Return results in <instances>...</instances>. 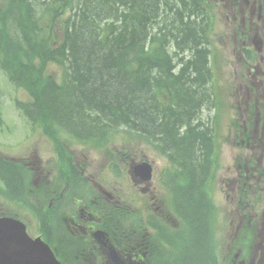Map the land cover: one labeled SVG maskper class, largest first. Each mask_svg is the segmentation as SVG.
<instances>
[{
	"label": "trees",
	"instance_id": "trees-1",
	"mask_svg": "<svg viewBox=\"0 0 264 264\" xmlns=\"http://www.w3.org/2000/svg\"><path fill=\"white\" fill-rule=\"evenodd\" d=\"M202 5L0 0V67L29 90L43 117L58 119L80 137L125 125L177 161L181 172L174 177L181 175L183 184L173 189L176 209L192 230L179 264H211L199 190L210 151L209 129L200 120L209 97ZM51 62L61 67L60 83L46 73ZM5 172L18 186L13 172Z\"/></svg>",
	"mask_w": 264,
	"mask_h": 264
},
{
	"label": "flooded vegetation",
	"instance_id": "flooded-vegetation-1",
	"mask_svg": "<svg viewBox=\"0 0 264 264\" xmlns=\"http://www.w3.org/2000/svg\"><path fill=\"white\" fill-rule=\"evenodd\" d=\"M205 8L207 29L218 27L220 32L210 44H217L219 53L215 54L211 81L207 77L205 83L209 97L201 107L208 113L205 120L201 111L200 120L207 121L213 132L212 142L216 144V157L221 156V167L229 172L233 168L232 178L224 181L219 193L225 206L223 201L219 207L216 205L217 213L228 218L234 235L226 233L223 237V244L232 250L223 252L221 260L227 264H264V0H205ZM205 42L209 43L208 38ZM19 124L13 119L5 133L0 128V133H4L2 146L9 150L0 151V217L7 215L21 221L28 235L46 242L61 264H115L110 247L116 251L120 264L156 263L144 247L143 234L134 231V244L126 250L116 233L104 231L105 207L118 203L114 196L108 199L98 191L72 183L67 185L66 200L58 193L57 183L49 179L57 170V147L51 139L42 137L44 133L48 138V130L31 120L28 129L15 136ZM12 135L15 139L10 141ZM19 147H23L20 160L13 157ZM30 149H47L48 153L52 150V166H43L45 163L36 152L24 153ZM226 151L230 163L224 162ZM28 157L39 159L41 165L29 162ZM6 170L13 172L18 186H13ZM201 195L204 197V193ZM10 207L16 211L6 213ZM241 212L249 220L258 219L245 233L233 227L234 218ZM97 230L105 232L106 245L95 237ZM11 233L15 234L0 233L3 253L22 241ZM205 233L210 236L209 230Z\"/></svg>",
	"mask_w": 264,
	"mask_h": 264
},
{
	"label": "rangeland",
	"instance_id": "rangeland-1",
	"mask_svg": "<svg viewBox=\"0 0 264 264\" xmlns=\"http://www.w3.org/2000/svg\"><path fill=\"white\" fill-rule=\"evenodd\" d=\"M215 16L217 18V14L216 12ZM219 21V20H218ZM220 22V21H219ZM218 22V23H219ZM208 37L211 38V41L214 42L217 38H218V34H219V28L215 27L212 28L211 30L209 29L208 31ZM213 39V40H212ZM212 55L214 56V54L218 55L217 53H219V48L217 44L212 45ZM220 62V59L218 60ZM59 69H60V65L56 64V63H49L47 65V72L51 74L52 76H56V79L59 77L58 73H59ZM2 71L0 70V88L4 91L6 90V92H11V99L12 101L9 100V96L8 95H2L0 96V126L2 128H6L7 126H9L13 120V116L16 115L15 113V105L16 103L22 101V98L24 100L27 99L26 94H24L21 90L18 89H11L10 86H8L4 80L2 79ZM206 87V86H205ZM204 87V88H205ZM5 88V89H4ZM204 88L202 87V90H204ZM3 103V105H2ZM206 113H208V111L203 110L201 117L203 119L206 120ZM201 118V119H202ZM24 129L22 128L20 132H22ZM111 131V130H109ZM20 132L14 134L15 136H20ZM112 134L107 137V139L109 140V144L108 146L112 149L114 147V144L116 143H122V145H126V149L129 152V155L124 157L123 161H121L120 164V169L118 171H121L122 173V179L121 182L122 183H118L117 185L120 186V192L123 193V196L125 194L130 195L131 190H133V186H134V182L133 180L129 177L128 175V163L130 162L131 159L134 160H138L141 157H147L149 159H151L153 161V163L155 164V168H156V172H159L161 167L164 165L165 160L163 158V156H161L158 152H156V154L152 151V147L147 143V141L145 140V138L140 137V136H136L133 135L131 133H124L122 131H118V132H114L112 129ZM42 133V132H41ZM14 135L11 136V138H9L10 141L14 140L15 137ZM42 137L44 139H48L46 137V135L43 133ZM0 151L4 152L5 151H9L6 147L2 146L4 144V138L0 137ZM69 146L72 150V153H76L78 159H82V153H86L89 156H91V161L90 159L85 158V162L87 163L86 165V175H94V179L99 182L101 185L105 186L108 190L112 187V185H114L115 182V178H116V174L114 172L109 171L108 168V159H107V163L105 162L104 159L100 158L101 156V148L99 146L97 147H93L92 145H86L85 143H78L72 140H68ZM21 149H23V147H19L18 150H15L16 152H13V157L15 158H19V156L21 155ZM37 153L38 156L40 157V159L43 161V163H45V165L43 166H52L53 164V151L50 150V152L48 153V150L45 149L43 152H40L38 149H30L25 151V154H34ZM155 159H152V158ZM29 160V162L33 161L34 164L40 166L41 162L39 161V159L37 158H33V157H28L27 158ZM20 160V158H19ZM224 169H220L218 171V174L221 176L224 173ZM90 177V176H89ZM219 182V181H218ZM140 187V185H139ZM160 191V189H159ZM162 194V193H161ZM147 196H145L146 198ZM177 197L175 195H173V199L172 202L179 204L178 199H176ZM142 204L145 202L144 199H139ZM171 201V200H170ZM166 207V205H165ZM189 235V229L186 230L183 234L184 238H187Z\"/></svg>",
	"mask_w": 264,
	"mask_h": 264
},
{
	"label": "water",
	"instance_id": "water-1",
	"mask_svg": "<svg viewBox=\"0 0 264 264\" xmlns=\"http://www.w3.org/2000/svg\"><path fill=\"white\" fill-rule=\"evenodd\" d=\"M33 248L34 250H31L32 258L29 257L27 250L24 251L23 262L25 264H59L45 245H39Z\"/></svg>",
	"mask_w": 264,
	"mask_h": 264
},
{
	"label": "bare ground",
	"instance_id": "bare-ground-1",
	"mask_svg": "<svg viewBox=\"0 0 264 264\" xmlns=\"http://www.w3.org/2000/svg\"><path fill=\"white\" fill-rule=\"evenodd\" d=\"M100 11V10H99Z\"/></svg>",
	"mask_w": 264,
	"mask_h": 264
}]
</instances>
